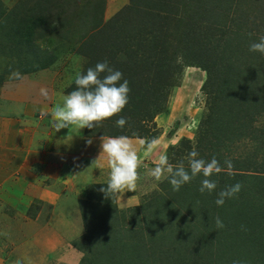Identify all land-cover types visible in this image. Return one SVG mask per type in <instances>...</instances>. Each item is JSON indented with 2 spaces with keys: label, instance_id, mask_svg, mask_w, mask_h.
Segmentation results:
<instances>
[{
  "label": "rangeland",
  "instance_id": "374dc122",
  "mask_svg": "<svg viewBox=\"0 0 264 264\" xmlns=\"http://www.w3.org/2000/svg\"><path fill=\"white\" fill-rule=\"evenodd\" d=\"M19 1L28 2L23 11L30 16H39L44 23L28 38L27 43L23 40L21 44H12L15 39L12 40L10 32L0 30V264H98L95 260L98 255L112 252L108 246H98L104 238L132 241L143 248V254L137 248H132L133 252L126 250V254L121 255L126 262L130 258L139 264H179L177 261L183 260L185 254L182 256L174 251L178 242L175 237L172 238L175 232L172 224L182 223L180 226L183 227L186 220L195 221L192 214L184 213L186 204L180 207L178 213L173 209L168 214L165 212L167 218L164 222L157 220V224H166L162 232L157 230L166 239L161 237L165 243L163 250L157 241L155 248L143 246L147 241L140 237L143 226L138 224L144 222L135 221L132 215L148 204V216V212L163 204L161 201L158 203L157 197L164 194L163 184L167 179L155 181L148 174L149 169L155 166L160 155H167L173 165L183 161L187 169L186 157L190 150L185 149L178 157L175 154L182 148L183 139H189L194 144L201 129H212L215 135H207L210 137L201 142L200 152L208 155L222 150L224 158L218 159L221 165L225 159L231 160L234 165L232 175L225 171L212 178L228 180L227 186L237 182L243 185L235 197L225 200L224 205L236 208L244 205L242 208L245 210L257 207L264 210V180L248 177L264 175V55L249 51L250 43L264 36V0H218L221 1L220 8L215 5L218 8L212 12L215 21L222 18L226 23L227 19L233 23L237 19L238 25H242L240 43L232 42L233 50L242 55L233 61L240 60L242 63L239 68L242 71V87H238L236 100H233L237 106L230 103L228 108L235 117L234 122H230L231 129L227 131L231 141L224 139V148H217L216 145L215 151L213 147L205 150L209 146L208 141L221 139L218 126L222 123L209 122L208 115L215 103L223 105L224 101L218 99L211 86L203 91L207 76L202 68L183 69L179 84L166 89L168 98L165 97L166 101L162 102L161 111L152 121L141 124L145 134L143 138L135 137L143 133L138 120L131 117L126 118L127 123L122 129L116 125L106 128L108 134L118 131L129 137L140 158L135 192L121 193L119 199L106 197L101 191L109 179L106 157H99L101 136L94 137V144H86L88 136L84 134V129H73L67 139L69 129L54 130L51 109L58 103L62 104L63 97L76 89V73H86L91 68L89 60L92 59L88 56L93 55V47L90 46L89 53H83L82 49L89 42L81 44L87 37L88 27H93L100 19L97 28L94 26L95 44H102L99 47L103 48L108 43L111 48L120 49L124 42L117 40L115 26L123 22H118L119 17L122 20L129 15L127 7L130 10L138 4L145 17H133L130 20L132 26L125 24L120 29V36L123 39L126 36L127 47L132 48L142 39L141 33L146 36L142 27L149 22L145 19L148 10L160 9L162 14L168 11L165 4L170 3L166 0H48L46 4L43 0H0V6L10 9ZM39 2L42 5L36 7ZM28 8L32 10L29 12ZM0 12L3 10L0 9ZM85 14H89L88 23L84 22ZM174 14L171 13V16H176ZM4 19L0 18V25ZM218 26L211 29V35H218ZM232 29L238 30L235 27ZM131 33L136 35L134 39H131ZM152 34L147 33V42L152 40ZM81 36L83 39H80ZM229 36L233 38L235 34ZM107 37L112 41H106ZM113 39L116 42L114 47L111 43ZM16 70L21 74L20 78L11 76ZM41 89L47 91V98L41 95ZM153 138L159 140V145L154 152L146 153L140 140ZM240 175L245 176L236 178ZM209 198L208 207L214 205L217 196ZM170 200L173 201V198ZM252 200L258 203L247 208ZM172 204L176 205L175 202ZM228 225L225 224L223 230L216 229L215 224L206 231L199 230L203 235L210 234L209 250L197 252L195 258L191 257L187 248L182 247L189 253L186 254L189 257L187 262L226 264L235 251L243 255L251 253L245 244H258H250L245 235L248 232L247 219L241 214L238 225ZM238 228L242 230L238 231ZM229 229L239 232L236 236L242 241L241 246L236 247L238 239L235 242L232 236L227 235ZM256 250L259 251L258 248ZM107 260L108 264L112 263L108 255Z\"/></svg>",
  "mask_w": 264,
  "mask_h": 264
},
{
  "label": "trees",
  "instance_id": "16d2710c",
  "mask_svg": "<svg viewBox=\"0 0 264 264\" xmlns=\"http://www.w3.org/2000/svg\"><path fill=\"white\" fill-rule=\"evenodd\" d=\"M43 1L46 4L49 2L48 0ZM166 1L167 3H170L167 4L168 8L166 7V4L164 6L165 9H168L167 12L164 11L161 14L160 9L150 8L145 18L148 19L149 22L144 23V21L141 19L142 25L143 23L145 25L142 28L145 31L147 30V32L143 30L142 31L146 33V36L147 33L152 32V40L147 42L145 39L146 36L141 33V35L144 37L142 36L140 42L134 44L132 48L130 46L129 48L127 47L129 44L125 40L126 36H124V39L120 36V33H122L120 32V29L122 25L125 24H130V26H132L130 20L133 17H145V15H142L144 12L140 10L138 4L131 7L130 10H128L127 7V11H129L127 14L129 15H127V18H122V20L119 17L118 22H123L115 26V35L117 40L119 39L124 42L123 47H120V49L111 48L108 43H106L103 48L99 47V45L102 44H95V39H93L96 34L93 33L95 29L94 26L97 28L100 19L97 20L95 23L96 25L86 29V32L88 31L86 33L87 37L81 44L86 45L89 42V45L86 47L87 51L85 50L86 48H84V50L82 49L83 53H89L90 46L93 47V55L88 56L89 59H92L91 61L89 60V62L92 63L90 67L94 68L97 63H100V61H107L110 67L115 70H119L123 74L121 83L124 79H126L129 84L130 92L128 94V103L120 114L112 117L111 119L105 120L102 126L94 127L92 129L84 128V134L88 137L126 136L123 135L124 133H119L118 131L117 133H107V126L110 128L111 125H116V121L121 117H131L134 120H138L140 130L143 133L144 127H141V124L147 121H152L153 117L157 115V113L163 108L164 105L162 102L166 101L165 97L168 98V91L166 89L179 84L184 71L183 69L189 67H198L202 68L207 76L202 87L203 91L210 88L211 86L214 88V94L218 95V99L224 101L223 105L221 103H215L214 107L210 108L208 115L209 122L219 121L222 123L218 126V135L221 136V139H217L218 141H208L209 146L205 150L209 151L211 150V147H213L215 151L216 145L217 148H224L226 146L224 139L231 141V137H229V132L227 131L231 129L230 122H234L235 118L233 114L234 112H231V110L228 108L231 107H229L230 103L234 105V107L237 106L236 102L233 100H236L235 95L240 89L238 87H242V75L240 73L242 71L239 70L242 63L240 60L233 62L234 59L237 57L241 58L242 55L241 52L234 51L232 47L233 41L240 43L242 25H238L239 21L237 19H235L233 23L231 19H227V23L226 21H223L222 18H219V21H215V19H213V9L216 10V8L219 7V3L221 2L218 0H212L210 2L207 0ZM28 5L29 4L26 1H19L10 9H6L3 6V8H1L0 6V9L3 10L2 13L0 12V18L5 17L0 25V30L6 29L10 32L11 37L13 38L12 40L15 39V42L11 41L12 44H21L23 40L25 43H27L28 38L32 37L37 31L38 27L44 23V21L41 20L39 16H30V14L26 13L27 11H23V9ZM40 5H42L41 2L36 3V7ZM215 5L218 7H215ZM86 6L88 7V5ZM31 8H28L29 12L32 10ZM171 13H175L174 15L176 16H171ZM120 16L125 17L121 14ZM85 18L86 20L84 22L88 23L90 21L89 14H85L84 19ZM211 25L213 26L211 27ZM216 25H220L221 28L218 26V35L213 36V34H210V31ZM222 26H226L228 28L226 29ZM232 27H235L238 30L233 31ZM230 34H235V36L231 38L229 36ZM135 36L136 35L134 34L131 35V39H134ZM222 37L224 39H222ZM80 39H83V36H81ZM106 41L112 40L111 38L107 37ZM111 43L114 47V43L116 42L114 40ZM123 48L126 49L122 50ZM94 59L98 60V62H96ZM103 75L104 74H102V76ZM223 75H225V77L219 79L220 77H223ZM217 83L219 84L217 85ZM224 95L227 97L223 98ZM212 132H214L212 129L206 128L204 131L201 129L196 141L194 142L195 145L192 144L189 139H183L180 144V147L182 148L177 151L175 154L176 157L183 155L185 149L191 151L193 147H195L199 153V156L206 161L210 160L213 156L219 160L223 159L224 155L222 150H218L215 153L208 155L200 152V149L202 148L201 142H203L204 139H209L210 136H207L209 134L214 136L215 133ZM144 135L145 134L143 133V135L141 134L134 136L143 138ZM235 174L236 173H234V175ZM244 176L245 175H240L236 178L239 179V177ZM248 177L252 178L253 180H264V175L253 174ZM202 179L203 176L198 175L191 181V185L187 183L183 185L179 191H173L172 186L167 180L163 184L164 194L157 197L158 203L161 201L163 204L161 206H157L155 210L148 212V216V204L143 205L141 210H137L132 215L135 221L142 220L144 222V224H138L140 227L143 226L139 232L140 237L147 241V244L143 246L146 248H155L157 241L160 249L163 250V248H165V243H163L162 239L164 238V234L157 232V230L162 232L166 224H157V220L164 222L165 218H167L166 215L172 209L178 213L180 207H182L183 204H186L184 208L185 211H182H184V213L192 214L195 221H192L193 219L186 220L183 227L180 226L182 223H179V225H175L174 223L172 224L175 229L172 238L175 237L178 242L176 246L172 245V247L174 246V251L180 255L183 256L185 254L183 260L180 259L177 261L179 264H191V261H193L190 259L191 261L187 262L189 257L186 256L189 253L183 250L182 247L187 248L191 253V257L195 258H197V252L203 253L205 249L209 250L208 235L210 234L203 235L199 230H202L203 232V230L206 231L209 226H213L217 216L220 217L224 224H232L235 227L238 225L241 214L248 221V232H246L245 235H247L249 243H255L258 245L245 244L248 245L247 249H249L251 253H248V255H243L240 252L235 251L233 257H229L230 260L226 261V264H233V261H239L240 264H264L263 208L260 210H258L259 207L252 208L251 210H245L246 208H242L244 205L241 206V209L236 207H228L227 204L223 205L222 207H218L215 203L214 205L212 204L210 207H208L207 204L211 199L209 197H214L215 199L217 193L227 186L226 183H228V180L211 177V179L216 180L217 188L211 195L207 193L202 195L199 191ZM172 198L173 201L170 200ZM258 198L261 199L260 197ZM173 202H175L176 205L172 204ZM256 203L258 202L255 201L254 203L252 200L249 204H247V208L251 204L253 205ZM170 206L171 208H169ZM260 206L262 207V204H260ZM165 212L167 213L166 215H164ZM184 213H181V215ZM181 215H178V217ZM215 215L217 216L215 217ZM229 225L228 227H230ZM239 230L242 229L238 228V231ZM238 231H231V229H229L227 235H230V237L232 236V239L237 242L238 236L236 235H238ZM164 240L166 239L164 238ZM241 242L238 239V245H236V247L241 246ZM98 244L100 247L108 246L112 250V252L109 251L108 254L98 255V257L95 259L98 264L110 263L107 260V255L112 262L111 264H139L136 260L133 261V259L130 260V258L127 259L126 262V260H124L121 255L126 254V250L133 252L132 248H137L139 253L143 254L144 252L143 248L138 243L135 244V242L132 241L123 242V240L119 238L113 240L111 238H104V242H100ZM256 248H258L259 251H257ZM252 251H254V253H252ZM245 256L246 259H244ZM195 262H197L195 264H200L198 261Z\"/></svg>",
  "mask_w": 264,
  "mask_h": 264
},
{
  "label": "clouds",
  "instance_id": "9594fccd",
  "mask_svg": "<svg viewBox=\"0 0 264 264\" xmlns=\"http://www.w3.org/2000/svg\"><path fill=\"white\" fill-rule=\"evenodd\" d=\"M249 51L264 55V36H261L258 41L251 42ZM11 76L20 78L21 74L16 70L11 73ZM122 77L123 74L110 67L107 61L97 63L86 73L77 72L76 89L63 97L62 104L58 103L51 109L54 130L59 132L61 129H69L67 137L69 139L73 129L99 127L105 120L120 114L128 103L130 92L128 81L124 79L121 83ZM41 95L47 98V91L41 89ZM126 123V118L121 117L116 121V126L122 129ZM100 140L102 151L99 157L101 155L106 157L109 168L107 185L101 188V191L111 199H119L120 194L124 192H135L139 179L140 158L130 138L101 136ZM140 145L146 153H152L157 149L159 140L141 139ZM198 157L199 153L193 147L186 157L188 161L186 169L183 161L173 165L169 162L167 155H160L155 166L149 169L148 174L158 182L167 179L173 191H179L183 185L190 183L198 175H202L199 191L202 195L205 193L211 195L217 188L216 180L211 177L225 171L232 175L233 162L225 159L222 166L215 156L207 161ZM242 187L243 185L239 182L225 187L217 193L214 203L222 207L225 200L235 197ZM215 227L218 230L226 227L219 216L215 218ZM233 264H240V262L233 261Z\"/></svg>",
  "mask_w": 264,
  "mask_h": 264
},
{
  "label": "crops",
  "instance_id": "0c3cea01",
  "mask_svg": "<svg viewBox=\"0 0 264 264\" xmlns=\"http://www.w3.org/2000/svg\"><path fill=\"white\" fill-rule=\"evenodd\" d=\"M82 140H85V139H82ZM89 140H91V143H90V144H94V142L96 141L94 137H92V138L88 137V138H86V144L89 143ZM83 142H84V141H83ZM84 143H85V142H84ZM93 152H94V150H93ZM94 166H95V165H94ZM102 173H103V172H102ZM103 175H105V174H103ZM69 253H70V252H69Z\"/></svg>",
  "mask_w": 264,
  "mask_h": 264
}]
</instances>
